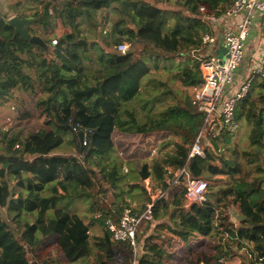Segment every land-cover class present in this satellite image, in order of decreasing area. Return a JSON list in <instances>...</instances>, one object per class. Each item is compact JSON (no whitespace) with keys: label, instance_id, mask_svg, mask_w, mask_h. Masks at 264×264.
Listing matches in <instances>:
<instances>
[{"label":"trees","instance_id":"16d2710c","mask_svg":"<svg viewBox=\"0 0 264 264\" xmlns=\"http://www.w3.org/2000/svg\"><path fill=\"white\" fill-rule=\"evenodd\" d=\"M178 1L184 13L147 0H16L5 11L0 8V101L16 92L30 94L40 124L25 137L0 133V264H55L35 254L49 239L62 264L82 262L90 253L89 232L95 224L102 230L94 238L95 264H112L116 257L123 264H264V70L252 76L249 91L235 107L236 121L250 130L251 151L242 155L248 164L256 162L260 175L251 181L233 179L239 166L223 156L233 137L226 132L203 145L204 158L188 160L202 118L191 98L181 99L151 73L160 60L180 88L201 84V42L208 29L202 17H220L216 10L226 0ZM110 7L117 16L103 33ZM14 16L31 19L43 31L55 29L54 38L41 39L42 45L22 40L8 25ZM84 26L91 37L82 36ZM31 31L28 27L35 36ZM124 43L128 49L121 55L116 46ZM177 59L183 63L175 64ZM238 80L235 76V87ZM167 97L175 104L160 107ZM157 105L161 110L155 111ZM65 135L73 153L54 154ZM170 136L178 142L162 145H172V152L146 163ZM122 162L139 181L159 183L163 194L153 205L152 222L137 233L135 250L110 240L104 222L116 221L123 209L103 208L98 199L103 182L117 189ZM180 169L191 179L206 181L203 205L183 208L182 179L174 175ZM138 188L132 185L128 192ZM75 200L92 201L89 217L70 211ZM228 203L237 207V229L227 222Z\"/></svg>","mask_w":264,"mask_h":264},{"label":"built area","instance_id":"2783aa9c","mask_svg":"<svg viewBox=\"0 0 264 264\" xmlns=\"http://www.w3.org/2000/svg\"><path fill=\"white\" fill-rule=\"evenodd\" d=\"M216 11L221 12V16L231 19L241 15V19L236 25V32L228 30L221 36V46L226 49V54L222 59L213 55V50L217 48L218 43L211 29L208 28L202 36L201 43L205 54L199 58V71L203 81L201 84L190 88L191 104L202 118V128L189 146L188 160L195 157L204 158L203 145H208L209 140L217 139L223 132L234 135L238 131L239 124L235 119V107L238 101L249 91L252 76L261 74L264 70L263 49L259 60L250 71V77L234 93L227 95V89L233 85L237 69L242 63L249 31L256 19H263L264 21V0H226L221 3L220 8ZM199 12L206 13V10L200 7ZM212 15L203 16L202 20L206 23L207 18H212ZM56 44V40L51 41L52 46ZM127 49L128 46L125 44L116 46L117 53L121 55H124ZM155 149L148 158L149 160L154 158ZM118 155L121 157V152ZM174 175L177 179H182L181 185L184 188L183 208L188 210L191 206L203 205L207 188L206 181L191 179L185 169L175 171ZM140 182L149 198L143 209L124 208L116 221L108 218L104 222V227L109 232L112 242L128 244L134 250L136 249L137 233L141 227L152 222L153 205L163 196L161 191H153L149 178ZM99 218L100 215L95 216L96 220ZM249 259L258 261L253 257H249ZM117 262L122 264V259L117 257ZM131 264L136 263L133 261Z\"/></svg>","mask_w":264,"mask_h":264},{"label":"rangeland","instance_id":"374dc122","mask_svg":"<svg viewBox=\"0 0 264 264\" xmlns=\"http://www.w3.org/2000/svg\"><path fill=\"white\" fill-rule=\"evenodd\" d=\"M5 2L4 4L1 2ZM15 0H0V8L5 11L7 8L8 4L13 3ZM149 2L152 3H157L160 7L165 8L167 10L170 11H180L182 13L185 12L184 8H181L180 5L178 4V0H168V2H166V0H147ZM35 5V3H33ZM38 7V6H37ZM109 11V15L108 17L105 19V22L103 23V30L102 32L105 33L109 27L110 24L112 22V19L114 17H116V14H113V8L110 7V9H108ZM29 14V13H28ZM32 27L34 31H40L38 30V26L33 25ZM31 27V28H32ZM88 28H82L83 33L82 36L84 37H91L92 34L87 32ZM125 44V43H124ZM244 51V55H245ZM252 59V58H251ZM252 62V61H251ZM177 63H183V61L181 59H177L175 60V64ZM163 63L160 62V60H158V62L154 63L153 69H152V73H151V78L157 80V81H161V82H166L168 87H170L172 89V91H174L175 93H179L181 94L180 97L181 99L185 98V97H189V99L191 98V90L190 89H184V88H180V85L178 82H174V81H170L169 77L171 72H168L166 68H164ZM175 72V68H172V73ZM148 88H152L151 86H148ZM165 99V98H164ZM173 105L175 104V101L171 98H166L165 101L162 103H160V107L163 105ZM159 105H157V109H155V111L157 110H161L160 107H158ZM135 110L137 111V114H144L145 111H142L138 106H134ZM28 113L29 116L25 119L22 118L23 114ZM145 115V114H144ZM40 129V124L38 121V115H37V110L35 108V104L33 102V99L31 97L30 94H26V93H21V92H16L14 95V98L8 100V101H0V133H17L19 132L21 134L22 137H25L27 134L37 131ZM116 131L113 130V133L111 134V139H115L116 135L115 134ZM250 134V130L248 128V126H246L245 124H239V128L238 131L233 135L232 139H231V144L229 146V148L225 151L223 150L222 144L218 143L219 148H221V150H223V156L226 158L227 161H234L238 164L239 166V171L236 175L233 176V179L238 180V181H251L253 177H257L260 174L258 173V171L255 169L256 166V162L252 163V164H248L247 162V157H245L244 155H242L243 151H251V147L249 146V142H248V137ZM179 139H177L174 136H170L169 138H165V140H162L160 142V144L157 146V149H155L154 151V157L155 158H161L163 157L166 153H171L173 150L172 145L167 146V147H163L162 143L163 141L166 143H177ZM112 144H113V140H111ZM118 150L116 149V152ZM54 154H63V155H70L73 153V148L71 146V144H69V137L68 135H65L64 137V143L57 148L54 152ZM264 154V152H263ZM264 156V155H263ZM146 163L150 164L151 160L147 159L145 160ZM264 167V166H263ZM126 169V171H125ZM169 172L172 173V170L169 169ZM119 174L121 175V180L119 181V183H117L116 190H113L110 188V184H108V182H103L102 183V188H101V192L98 194V199H101V201L104 202V206L100 205L101 207H109V206H116L120 209L123 208H130L132 210H140V208L145 204V198H147V193L145 192V188L144 186L141 184V182L135 178V174H131L129 172V168L127 167V165H125L124 162L121 163L120 165V171ZM261 175H263V173H261ZM264 179V176H262ZM228 181H231L230 178L227 179ZM151 181V185H152V189L154 192L157 191H161V185L157 182H153L152 179H150ZM14 183V182H13ZM11 183V184H13ZM138 185L140 188L135 189L131 192L129 191V188L132 185ZM223 189H225V186H222ZM98 190H99V186H98ZM116 194L117 197H115L114 195ZM206 199V198H205ZM212 201L214 199H211ZM92 201H88V200H75L73 202V204L71 205L70 211L76 215H78L81 218H85V217H89V215H91L89 213V208H90V204ZM60 204H58L59 206ZM221 212V211H220ZM226 213L228 215V220L227 222L230 223L233 227V229H237L239 227V215H238V210L236 205L232 204V203H228V206L226 208ZM97 214V213H95ZM94 214V215H95ZM217 215H219L218 212L215 213V217L217 219ZM2 217L4 220L7 221V216L6 213L4 211H2ZM28 217V216H27ZM219 217V216H218ZM28 221H31V218H27ZM230 220V222H229ZM233 222V223H232ZM156 225V223L154 224ZM153 225V226H154ZM152 226V227H153ZM94 227H96L97 229H99L100 231V235L99 237L102 236V230H101V226L99 225H95ZM144 228V227H143ZM143 228H140L139 232L143 231ZM20 230V229H19ZM98 231V230H97ZM95 231H92L90 229V242H91V249H90V254L89 256L82 262H79L77 264H95V255H96V251H94V238H96L94 236ZM97 237V238H99ZM46 246L39 248L38 250L35 251V254L38 258H43V257H49L52 258V261H55V264H62L63 262L59 261L57 258V255L55 253L56 250V246H55V242L53 239H49L47 241V243L45 244ZM236 253H240L241 250H234ZM138 252V251H137ZM242 253V251H241ZM112 264H118L117 262V257L115 258V260L113 261Z\"/></svg>","mask_w":264,"mask_h":264},{"label":"crops","instance_id":"0c3cea01","mask_svg":"<svg viewBox=\"0 0 264 264\" xmlns=\"http://www.w3.org/2000/svg\"><path fill=\"white\" fill-rule=\"evenodd\" d=\"M240 19H241V15L236 17V18H232V19L225 17V16H220L218 18H213V17L207 18L206 25L208 28L211 29L212 34L216 37V40L218 43L217 47L221 46V36L225 31L230 30V31L236 32L235 31L236 25L238 24ZM32 26H33V23L30 25V27H32ZM33 28L34 27L31 28V30H32L31 33L32 32L35 33V36L40 38V39L49 40L51 38H54V35L56 33L55 29L43 31L39 27L38 30H40V31H34ZM263 49H264V21H263V19H256L253 27L249 31L248 39L246 42V48H245L246 52H245V55L243 56L241 67H239V69L237 70L236 75H235L237 77V80H238V77L240 78L238 80L239 81L238 84H236V87L240 86L244 81L247 80L248 76L250 75V71L253 69L254 65L259 60ZM107 56H108V54L105 52L103 57L106 58ZM242 65H243V67H242ZM236 87H235V85L228 87L227 95L234 93L235 90H237ZM231 90H232V93H231ZM96 215H99V214H95V216ZM95 216H94V218H95ZM229 222H230V220H229ZM95 225H98V224H95ZM94 226L91 228V230L95 231V233H94L95 237H99V235H100L99 231L100 230ZM226 236H227V234H226ZM137 251L139 253L140 250L137 249ZM237 254L242 256L243 252L241 253V251H240V253H237ZM122 264H123V262H122Z\"/></svg>","mask_w":264,"mask_h":264},{"label":"water","instance_id":"95a60500","mask_svg":"<svg viewBox=\"0 0 264 264\" xmlns=\"http://www.w3.org/2000/svg\"><path fill=\"white\" fill-rule=\"evenodd\" d=\"M33 23L31 19L28 18H18V17H11L8 20V25L14 29V32L16 35H18L22 40H26L31 44H38L42 45V41L40 38L36 36H31L27 32V28L30 27V25ZM64 38H61L60 40H63ZM226 54V49H224L222 46L217 47L213 50V55L216 56L218 59H222L223 56Z\"/></svg>","mask_w":264,"mask_h":264},{"label":"clouds","instance_id":"9594fccd","mask_svg":"<svg viewBox=\"0 0 264 264\" xmlns=\"http://www.w3.org/2000/svg\"><path fill=\"white\" fill-rule=\"evenodd\" d=\"M90 233V232H89Z\"/></svg>","mask_w":264,"mask_h":264}]
</instances>
